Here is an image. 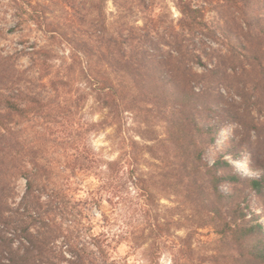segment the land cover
<instances>
[{"label":"clouds","instance_id":"9594fccd","mask_svg":"<svg viewBox=\"0 0 264 264\" xmlns=\"http://www.w3.org/2000/svg\"><path fill=\"white\" fill-rule=\"evenodd\" d=\"M94 3L98 6L81 7L79 0H32L33 7L23 5V31L11 34L7 29L15 24L11 14L16 9L4 5L7 38L0 39V47L5 49L4 56L12 57L10 84L15 90L44 97L39 113L29 112L25 120L17 116L7 128H0L14 144L20 141L12 149L17 161L12 169L16 195L9 203L16 208L27 195L31 177L21 173L40 167L51 171L39 201L46 207L50 196L59 192L67 211L55 215L57 230L44 249L45 264L48 260L52 264H190L183 240L194 226L183 196L150 188L154 198L149 201L145 187L134 182L141 175L147 180L164 166L165 121L155 116L142 119L140 108L131 106L137 94L132 81L117 76L107 62L97 63V57L89 59L76 51L62 34L87 30L96 43V26L102 22L119 38L115 28L120 24L126 22L125 32L128 28L139 31L149 20H158L164 9L160 5L147 12L137 9L135 16L122 18L118 0ZM168 10L169 19L182 16L171 0ZM20 40L25 43H17ZM100 51L107 48L101 46ZM44 53L49 54L43 57ZM70 66L75 68L71 74ZM196 71L202 74L204 69ZM61 79L68 81L67 86L54 88L52 82ZM105 79L112 87L102 88ZM105 99L115 104L104 103ZM22 106L35 108L34 104ZM150 131L154 135L146 134ZM29 148L40 150L34 160L24 155ZM37 227L28 231L36 236ZM23 244L27 246L28 241ZM11 249L25 256L20 239L13 240Z\"/></svg>","mask_w":264,"mask_h":264},{"label":"trees","instance_id":"16d2710c","mask_svg":"<svg viewBox=\"0 0 264 264\" xmlns=\"http://www.w3.org/2000/svg\"><path fill=\"white\" fill-rule=\"evenodd\" d=\"M9 1L16 9L17 21L13 29L17 30L25 23L23 16L26 9L23 5H33L28 0ZM222 1L239 13L242 20L237 33L231 30L228 32L226 28V37L234 41L232 45H236L241 50V55L250 61V66L257 75L255 81L263 83L264 0ZM136 2L143 12L151 9L149 0ZM177 8L182 16L174 24L165 23L160 15L158 20H149L139 31L128 28L125 32V22L118 29L115 28L117 38L101 22L96 26V43L91 39L93 33L87 30L80 40L71 36L68 39L76 51L84 52L89 59L97 57V63L107 62L117 76L132 81L137 94L132 98L131 106L140 108L142 119L155 116L165 121L167 140L162 142L165 163L147 179L150 183L145 188L149 193L148 198L151 199L153 195L150 188L170 190L183 196L184 203L199 212L198 218L193 219L196 223L194 229L211 228L228 251L222 255L223 258L228 259L231 264H264L263 223L257 216L249 217L245 208L236 201L235 192L226 194L220 188L222 182L239 180L243 174L236 169V162L235 166L224 155H220L212 163L205 160L207 148L211 144H218V136H225L222 127L229 124L228 110L220 104V97L216 94L219 95L220 91L217 89L215 92L213 87L225 73L223 66L232 58L214 56L212 50L197 52L189 48L194 38L205 32L207 24L203 20L202 9L194 7L189 0H178ZM101 46L106 47L107 52L97 53ZM48 54L44 53L43 57ZM204 57L209 61L215 60L214 64L209 66L203 61ZM11 60L10 55L0 54V128H7L17 116L21 120L28 119L29 112L39 113L44 107L43 93L29 95L12 88ZM194 63L205 66L202 74L195 71ZM74 70V66H70L69 74ZM67 84L68 81L63 79L52 82L54 88L57 85L66 87ZM103 87H112L111 81L105 79ZM109 102L115 104V101L104 100V103ZM25 104H34L35 108L22 106ZM18 144L20 141L17 140L14 144L9 136L0 132V264H45L44 249L57 230L55 215L66 214V208L62 207L66 200L61 193L55 192L50 196L46 207L40 203L39 194L47 190L52 175L49 169L40 167L35 172L21 173L31 177L27 195L20 206L12 207L9 201L12 199L14 202L16 195L12 169L17 167L12 149ZM148 150L154 152L155 148ZM39 154L38 148H29L24 153L33 160ZM241 157V154H233L236 161H240ZM225 167L232 170H225ZM250 179L251 186L256 192L262 193L264 198V177ZM230 202L232 206L226 204ZM225 205H228L227 210L223 209ZM34 225L38 226L36 236L28 231ZM190 238L183 240L185 254L189 262L195 264L191 255L193 246ZM17 239L25 247V256H20L11 249V243ZM23 240L28 241L27 246L23 244ZM212 257L219 260L217 255ZM47 264H52L51 260ZM197 264L205 263L200 261Z\"/></svg>","mask_w":264,"mask_h":264},{"label":"rangeland","instance_id":"374dc122","mask_svg":"<svg viewBox=\"0 0 264 264\" xmlns=\"http://www.w3.org/2000/svg\"><path fill=\"white\" fill-rule=\"evenodd\" d=\"M32 5V0H28ZM151 9L154 6L160 5L164 9L162 12V18L165 23H176L178 18L169 19L168 0H149ZM194 7H200L203 11V20L207 24L205 32L197 35L196 38L190 43L189 48L197 52L202 51H214V56H225L231 58L227 61L224 67L225 73L221 75V79L214 83L213 90L216 92L219 89L220 104L224 105L228 110L229 124L222 127L225 136L221 134L218 136V144H211L205 153V160L210 163L214 162L220 155H224L229 158L235 165L236 159L233 158V154H241L240 165H237L236 169L243 174L239 180H226L222 182L220 188L226 193L235 192L237 194L236 201L245 208L249 217L251 215L257 216L264 225V198L262 193L256 192L251 186V177L263 178L264 177V82L259 83L256 80L257 75L250 66V61L247 57L241 55V50L236 48L234 41H231L226 37V30L238 32V26L242 22L239 13H236L233 8L228 6L226 2L222 0H189ZM81 7L88 3H93V6H98L94 3V0H79ZM178 0H171V3L177 7ZM120 7L123 9L122 16H135L136 10L139 8L136 0H118ZM8 4L11 8H15L14 4L9 0H0V39L7 38L4 33L3 24L5 22V13L7 9L4 5ZM150 9V10H151ZM143 12V11H141ZM13 21H17L16 11L11 14ZM123 18V17H122ZM83 17L81 21L83 22ZM175 21V22H174ZM9 27L7 32L9 34L22 32V27ZM121 25V24H120ZM119 25V26H120ZM118 26V27H119ZM117 27V29H118ZM227 28V29H226ZM230 31V32H231ZM234 33H231L233 35ZM67 39L70 38L67 32L62 33ZM85 31L82 34L73 33L71 37L80 40L84 38ZM17 43H25L24 40L17 41ZM35 44V42H33ZM4 48L0 47V54H3ZM203 61L209 66L213 65L214 61H209L207 57L203 58ZM195 71L199 68L205 70V66L201 63H194ZM254 71V72H253ZM149 136L154 135L151 131L146 133ZM137 152L142 149L136 148ZM236 166V165H235ZM225 170H232V168L225 167ZM228 171V172H230ZM233 174V172H232ZM231 174V175H232ZM136 183L142 184L145 188L150 184L141 175L137 177ZM158 191H166L157 189ZM208 190V189H207ZM264 192V191H262ZM154 196L152 195L149 201H152ZM184 203V199H183ZM191 212L190 225L194 226L192 232L187 235L190 238V242L196 245L192 250V257L194 263L197 264L203 261L205 264H231L228 259L222 257L223 254H227L226 247L221 244L219 237L209 227L200 229H194L196 225L193 219H197L199 212L190 207L188 203H184ZM232 206V202L226 203ZM228 205L223 207L227 210ZM194 230V231H193ZM203 230V231H201ZM214 255L219 256V260L212 257ZM191 264V263H190Z\"/></svg>","mask_w":264,"mask_h":264},{"label":"bare ground","instance_id":"6f19581e","mask_svg":"<svg viewBox=\"0 0 264 264\" xmlns=\"http://www.w3.org/2000/svg\"><path fill=\"white\" fill-rule=\"evenodd\" d=\"M241 163H240V161H236V165H240Z\"/></svg>","mask_w":264,"mask_h":264}]
</instances>
